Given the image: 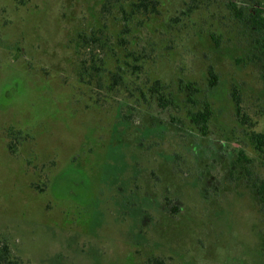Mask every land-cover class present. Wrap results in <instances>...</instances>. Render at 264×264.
<instances>
[{"label":"rangeland","instance_id":"374dc122","mask_svg":"<svg viewBox=\"0 0 264 264\" xmlns=\"http://www.w3.org/2000/svg\"><path fill=\"white\" fill-rule=\"evenodd\" d=\"M155 1L125 36L117 8L101 19L102 0H0V236L23 264H264V213L247 184L264 180V157L233 103L264 133V36L254 45L229 0L191 12L192 0ZM103 24L105 60L148 56L120 96L80 82L78 35ZM155 81L199 93L166 109L142 100L123 121L127 91ZM207 105L204 136L188 115Z\"/></svg>","mask_w":264,"mask_h":264},{"label":"trees","instance_id":"16d2710c","mask_svg":"<svg viewBox=\"0 0 264 264\" xmlns=\"http://www.w3.org/2000/svg\"><path fill=\"white\" fill-rule=\"evenodd\" d=\"M195 2L197 3L198 0H192L188 7L189 12L197 9ZM156 5L157 2L155 0H129L127 7L119 0H102L100 12L101 19L103 21L107 19L106 14H112L113 9L117 8L123 15V20L121 21L124 22V29L121 31V34L126 36L131 33L129 22L136 19L139 15L141 16L152 12L154 13L156 11ZM258 5L264 8L262 4ZM227 6L232 12L240 16L238 18L242 22L243 26H245L250 33L254 35V37H258L255 39L254 45H259L260 38L264 36V9L260 10L258 7H254L250 4H244V2L242 6H240L236 0H229ZM118 36H120V34ZM110 41L111 38L107 35L106 24H103L102 27L93 30L90 34L82 32L78 35L76 47L79 51H81L79 77L80 82L85 85L90 86L91 82H95V89L98 93H101V91L104 90L106 94L105 96H120V93H122L121 89L125 87L126 79H129V76L143 73L144 64L148 59L146 57L148 56H145L144 54L142 55L141 53L135 54L133 52H129L124 58H115V54L111 56L110 53L111 57H108L107 60H105L103 55H105L106 52H114V49L109 47V43H111ZM120 41L126 42L125 37L121 38ZM3 42L4 41L0 38V47L3 46ZM108 59H116L113 70L109 69L110 64ZM210 76L211 78L208 79L207 89L211 93H214L217 89L215 88L217 86V77L213 73H211ZM145 88L147 91H144L139 87H137L134 91L128 90L127 92L129 97L124 98L118 104L119 109L123 110L127 108L126 110L129 112L124 115L123 121L127 122V120L131 118H129V116L133 115L132 111H137L140 107L137 106L138 102H141L142 100L145 104L151 102L166 109L177 104V96L184 95L187 101L194 102V96L199 93L198 88H196L194 84H187L185 86L181 85L177 95L172 94V92H170V88L167 85L162 84L161 81H155L151 85L145 86ZM130 98H135L136 101L134 105L130 103ZM233 99L235 113L239 119L241 127H248L250 131V133L247 134L250 144L254 150L259 153V155L264 157V133H258L252 130L256 124H252L250 118L246 115L244 110H242L239 97L234 95ZM213 116L214 111L207 105L202 110L190 112L188 119L193 130L196 129L201 134L206 136L208 132V123ZM227 142L226 144H228ZM18 145L19 144L16 142H12L8 146V149L10 152L15 153ZM228 146L232 147V145ZM233 149L236 152V155L239 156L238 160L233 157V160H235L233 165H239L240 168H245L247 166L246 164L250 163V161L245 159L246 157L244 156L241 148L233 147ZM247 184L253 186L255 199L261 211L264 213V180H248ZM145 213L146 211H144V215H147V213ZM0 264H23L22 258L14 252L12 244L2 236H0ZM157 264H160V262H157Z\"/></svg>","mask_w":264,"mask_h":264}]
</instances>
